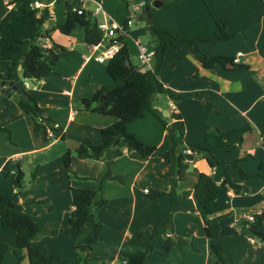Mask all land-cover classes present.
Wrapping results in <instances>:
<instances>
[{
  "label": "crops",
  "instance_id": "1",
  "mask_svg": "<svg viewBox=\"0 0 264 264\" xmlns=\"http://www.w3.org/2000/svg\"><path fill=\"white\" fill-rule=\"evenodd\" d=\"M91 1L102 4L108 18L123 24L130 15V2L137 0H84L83 8L90 12L94 9L85 5ZM160 1L156 5L160 26L178 34L181 39L212 35L217 29L215 19H224L233 36L217 43H202L200 49L208 56L239 54V63L248 67L237 70L215 63L212 69H206L192 56L187 46L168 51L167 55L179 63L162 66L158 73L159 80L165 87L180 93L197 91L202 95L180 101H172L160 94L155 97L153 107L167 118V124L178 128L181 135L164 127L150 112H145L141 118L127 125L130 133L145 143L155 145L157 149L145 158L124 149L122 155L113 159L110 171L114 178L103 181L102 196L113 206L111 211L126 214V219L120 223L115 224L116 220L110 223L109 230L104 223L98 241L91 248L83 246L89 232L88 226H83L77 234L66 235L62 229L68 226L67 211L71 208L72 192L82 188H96L98 183L95 178L104 161L81 159L72 155L67 170L62 157L67 149L73 151L85 138L93 143L100 142V129L114 121L113 117L80 109L77 101L82 97L90 98L101 86L113 83L112 78L107 76L106 69H102L101 63L104 61L99 62L94 58L109 39L94 50L92 45L84 41L81 26L82 30H77L76 26L68 35L53 30L50 38L44 39L45 45L50 46L54 41L67 47L69 54L61 57L54 71L36 84L29 80L23 83L25 90L37 101L49 105L51 109L47 114L58 124L63 137L45 141L41 135L33 133L32 120L19 106L21 93L14 92L10 103L0 107V127L5 128L0 129V132L9 130L8 135L15 144L12 150L2 151L0 142V170L9 158L19 159L22 168L26 161L29 171L38 169L29 189L32 193L23 196L19 192L16 201L43 228V233L33 241V245L44 246L48 253L60 254L62 263L117 264L120 263L122 252L144 250L143 245L128 243L127 238L135 231L150 236L167 218L170 197L151 199L144 188L169 189L174 168L172 164L162 161L161 153L178 147L177 136L190 141L199 140L206 147L216 144L223 137L227 147L217 150L215 155L225 161L239 159L238 165L246 174L257 173L259 162H264V0ZM65 3L78 5L79 0H51L41 10L48 11L47 18L41 19L40 12L34 21L23 23L9 21L8 15L15 7L8 0H0V30H8L21 38H28L31 28L40 22L43 28L63 22L66 18L65 11L62 13L59 9L56 14L54 8L56 4H61L66 10ZM59 14L61 18H58ZM103 18L95 17L96 21ZM129 34L125 37L129 59L138 66L136 41L139 39L131 28ZM132 56L136 62L132 61ZM64 58L71 59L69 68L65 70L64 63L60 62L58 66V62ZM7 65L8 62L1 58L0 47V73L3 75L7 74ZM85 70L87 77L94 83V91L89 93L85 89H77L78 78H75ZM71 72L75 79L68 75ZM1 86L6 88L7 93L8 84H1L0 89ZM241 128L246 130L230 133ZM184 158V174L178 181L180 188H191L201 172L208 174L216 182L222 180L224 169L221 165L210 167L205 158L188 149L184 151ZM248 159L256 164H249ZM228 174L245 191L235 193L232 189L223 187L213 203L205 209L210 217L221 216L217 239L222 245L221 256L227 264H264V243H259L252 235L242 232L243 225L248 221L242 213L258 212L264 207V179L242 177L234 168H229ZM0 176H3L1 171ZM7 182L6 178L0 180V187L8 194L15 192L8 182L9 191ZM37 195H40V201L30 202ZM45 203V210L39 208V204L44 207ZM102 208L96 214L101 223L102 217L107 214ZM205 224L194 195L191 193L187 198H182L181 205L176 206L172 213V230L164 236L188 233L192 236L197 251H192L186 242L183 246L184 256L175 248L166 251L162 246L164 236H160L155 240V249L148 264H211L215 256L210 248V240L204 234ZM111 230L117 234H113ZM14 240L15 232L3 229L0 221V241L9 243V248L13 249ZM12 254L6 261L4 257L3 264H14L13 250ZM22 254V263L26 264V251L22 250Z\"/></svg>",
  "mask_w": 264,
  "mask_h": 264
},
{
  "label": "trees",
  "instance_id": "2",
  "mask_svg": "<svg viewBox=\"0 0 264 264\" xmlns=\"http://www.w3.org/2000/svg\"><path fill=\"white\" fill-rule=\"evenodd\" d=\"M138 1V0H137ZM153 0H143L144 4L139 12V19L146 22L145 29L154 38L153 45L154 58L152 68L140 71L139 67L132 64L129 59L128 48L125 44L126 35L120 34L115 38L119 42L118 52L107 59L105 69L112 78L113 83L109 86H101L95 94L90 97L79 98V107L82 110H90L101 115L114 118V121L100 129L101 141L93 143L85 138L73 151L67 149L63 154V164L69 170L71 156L74 154L81 159H100L104 161L99 175L95 178L98 185L96 188H82L75 190L71 195V208L67 211L68 226L62 229L64 234H77L83 226L89 227V232L85 237L83 246L91 248L101 234L103 225L97 219L94 210L106 207L114 209L107 199L102 196V183L105 179L114 178L111 174L110 166L114 158L123 154V150L136 152L140 157L145 158L156 151V146L145 143L127 130V125L136 119L141 118L145 112L154 115L164 127L173 130L181 135L178 128L167 124V118L161 115L153 107L156 95H166L172 101L201 96L197 91L180 93L174 89L165 87L159 80L158 73L162 66L166 64L177 65L178 60L170 58L167 54L171 49H178L187 46L192 56L199 64L206 69H212L215 63L221 64L225 68L243 70L247 69L246 64L233 63L234 56L214 55L208 56L200 49L202 43H217L230 39L233 34L229 31L228 24L224 19H215L216 31L209 36L195 39H181L178 34L173 33L160 26L155 9L150 5ZM163 2L177 0H162ZM32 0H8L15 9L8 15L11 22L20 21L23 23L32 22L37 16V10L31 6ZM149 5L150 17L147 18L144 6ZM20 7V10L17 8ZM66 18L63 22H56L49 28H43L41 22L34 25L30 30L28 38H21L8 30H0L1 58L8 62L7 74L0 73V85L8 82L17 84L15 90L6 93V88L0 89V107L10 103V98L14 92L23 93L19 99V106L23 113L29 116L33 123V133L41 135L43 140L49 141L47 129H53L58 133L52 124L51 117L47 114L49 105L37 101L29 94L24 86V80L28 79L36 84L40 79L54 71L57 61L69 54L67 47L54 41L50 46L45 45L46 38H50L53 30L62 34H70L76 26H81L84 30V41L89 44L100 42L102 33L99 30L95 17L90 11L82 8L81 13L77 12L80 4L72 5L65 3ZM41 19L47 18L49 13L46 9L41 12ZM21 67L20 69L18 67ZM104 98L101 99V96ZM95 102L96 105L92 106ZM0 129H5L1 128ZM246 128L235 129L244 131ZM10 134L9 130H7ZM10 137V135H9ZM63 137V135H61ZM178 147L173 151L168 150L161 153L164 163H170L174 168V175L168 190L155 188L148 189L147 196L151 199H158L164 196L170 197V206L167 211V218L163 220L154 232L147 236L141 231L133 232L128 238V243H139L144 246V250L134 253L122 252L119 264H148L151 254L154 251V243L157 238L164 236L166 232L172 230V213L176 206L181 205V199L187 198L191 193L198 203V209L202 215L205 226L203 228L205 236L210 240V248L215 259L211 264H227L222 256V245L217 241L219 236V220L221 216H208L205 209L217 198L219 191L223 187H228L235 193L245 191L244 187L234 183L228 169L234 168L245 178L264 179V162H259L258 172L246 174L238 165L239 159L225 161L215 155L219 149L227 147L223 137L216 144L206 147L201 141H190L177 136ZM191 152L205 158L208 165L213 167L221 165L224 169L223 178L216 182L206 173L201 172L195 184L189 189H182L178 185L179 179L184 174V151ZM172 157V158H171ZM1 174L8 180L15 192L8 194L0 187V221L1 227L15 232L13 242V253L15 255L14 264H23L26 251L28 262L26 264H65L61 262V255L58 253H48L44 246H34L33 241L43 233V228L39 226L32 215L23 210L22 204L16 201L18 193L24 186V171L19 159L9 158L1 167ZM37 169L31 172L30 178L34 179ZM119 178L120 177H115ZM39 198H33L30 202H39ZM244 234L252 235L254 238L264 243V207L258 212H254L253 221H246L242 227ZM192 236L188 233L181 235L164 236L162 246L166 251L175 248L177 252L184 256V243L190 245L192 251H197L196 245L192 241ZM11 245L0 241V264ZM125 260V262H122Z\"/></svg>",
  "mask_w": 264,
  "mask_h": 264
},
{
  "label": "built area",
  "instance_id": "3",
  "mask_svg": "<svg viewBox=\"0 0 264 264\" xmlns=\"http://www.w3.org/2000/svg\"><path fill=\"white\" fill-rule=\"evenodd\" d=\"M84 0H79V4L81 7L77 8V12L81 13L82 8H83V2ZM51 3V0H32L31 6L37 10V13H40L43 7L48 6ZM144 2L143 0H138L131 4L132 8V13L127 17L126 21L122 23H118L116 20L112 18H108L105 10L102 7V4L98 3L94 10L91 11V15L95 16L97 14H101L104 18L101 21H98V28L102 33L101 40L100 42L96 44H92V47L94 50L98 48L99 45L102 46V43L109 39L106 45H103V48L101 49L100 53L95 55L94 58L95 60L99 62L106 61L107 59L111 58L114 56L119 48H120V43L115 41V38L120 35H128L130 32V27L133 23V19L136 18V16L139 14L141 7L143 6ZM137 45V58L139 61V70L140 71H146L152 68V62L154 58V51L153 49H148L145 45L141 44L139 41H136ZM239 54L234 56L233 58V63H239ZM66 80H69L68 77L65 78ZM67 92V90H65ZM52 126L55 129H58V133H54L53 129L48 128L47 129V137L50 140H54L57 138H60L62 133L60 130V127L58 124L55 122L52 124ZM144 192H148L147 188H144ZM242 216L248 220V221H253L254 219V212L251 211H244L242 213ZM122 262H125L123 260Z\"/></svg>",
  "mask_w": 264,
  "mask_h": 264
},
{
  "label": "rangeland",
  "instance_id": "4",
  "mask_svg": "<svg viewBox=\"0 0 264 264\" xmlns=\"http://www.w3.org/2000/svg\"><path fill=\"white\" fill-rule=\"evenodd\" d=\"M159 2V0H153L152 2H151V6L155 9V11H156V5H157V2ZM156 2V3H155ZM134 3V1H131L130 2V6H129V8H130V10H129V13L131 14L132 13V8H131V4H133ZM98 4V2L96 3L95 1H91L89 4H87V5H85L87 8H90V9H94L95 8V6ZM76 5V4H75ZM55 12H56V14H57V12H58V10L60 9V10H62V13H64V11H65V8H64V6L63 5H61V4H56L55 5ZM61 14H59L58 15V18H61V16H60ZM102 15L101 14H97L95 17H97V18H100ZM94 17V16H93ZM139 17V14L136 16V18H134L133 19V23H132V25H131V30L133 31V33H135L136 34V37L139 39V42L141 43V44H143V45H145L148 49L150 48H153V45L155 44V40H154V38L149 34V32L145 29V25H146V22H145V20L144 19H139L138 18ZM59 21H61V20H59ZM77 28V30H82L81 29V27L80 26H77L76 27ZM129 35H131V33L129 34ZM107 61V60H106ZM106 61H104L103 63H101V66H102V69L103 70H105V63H106ZM132 61L133 62H136L137 60L135 59V57L134 56H132ZM61 62V63H60ZM70 62H71V59H66V58H64V59H61L59 62H58V66H60L59 65V63L60 64H62V63H64L65 65L63 66V69L65 70V69H67V68H69V65H70ZM139 62V61H138ZM106 72V71H105ZM107 74V73H106ZM71 78H74L73 77V72H71V73H69L68 74ZM107 76H108V74H107ZM75 78H78V81H77V89L78 90H82V89H85L86 90V92H91V91H94L93 90V86H94V83H93V80H91V79H89L88 77H87V74H86V70L85 71H83L81 74H78L77 76H75ZM74 78V79H75ZM157 96V95H156ZM155 96V97H156ZM162 98H163V96H162ZM155 99V98H154ZM78 101V100H77ZM160 101H161V99H160ZM154 102V101H153ZM51 109V108H50ZM50 109H48V111H50ZM47 111V112H48ZM49 113V112H48ZM12 140L10 139V137H9V135H8V132L7 131H2V132H0V142H1V144H2V151H4V150H7V149H9V150H12L13 149V146L15 145V144H13L12 142H11ZM6 147V148H5ZM74 155V154H73ZM221 155H222V153H221ZM248 162H250L249 164H256V162H254L252 159H248ZM248 164V165H249ZM242 165H245L244 163H242ZM253 165V166H254ZM29 166H28V163L25 161V162H23V171H24V186H23V188L21 189V193L23 194V196H25V195H29L30 193H32V191L31 190H29L30 189V186L32 185V182H33V179H31L30 178V174H31V172L32 171H34V170H31V171H29V168H28ZM245 167L248 169V166H246L245 165ZM250 167V166H249ZM249 169H251V168H249ZM37 172H38V169H37ZM37 172H36V175H37ZM71 175L73 176V173H71ZM71 177V176H70ZM5 177H3V176H0V180H3ZM72 178V177H71ZM6 187L8 188L9 187V191H10V185H9V183L7 182V184H6ZM35 198H40V195H37V196H35ZM39 206H41V207H39V208H41L42 210H45L46 209V207H47V204L45 203L43 206L44 207H42V205L41 204H39ZM44 208V209H43ZM97 210H99V208L98 209H95L94 210V213H95V215L97 214ZM102 210L104 211V212H106L107 214L105 215V216H103L102 217V219H103V221H102V225H104V223H105V225H106V229L107 230H109L110 229V223H112V222H114L115 220V224L116 223H120V222H122V221H124L125 219H126V214H123V213H121V214H118V213H116V212H113V211H111V209H107V208H102ZM42 214L43 215H45V212L44 211H42ZM111 216H113V218H115V219H113V218H111ZM41 224H42V221L40 222ZM112 231V233L114 234L116 231H114V230H111ZM108 234H110V232L108 233ZM117 234V232L115 233V235ZM41 235V234H40ZM39 235V236H40ZM67 235V234H66ZM38 236V237H39ZM37 237V238H38ZM37 238H35V239H37ZM34 239V240H35ZM78 239V237L76 238V240ZM255 239V238H254ZM84 240V239H83ZM257 242H259L260 243V241L259 240H257V239H255ZM12 250L13 249H11V248H9V250H8V252H7V254L5 255V261L7 260V257H9V256H13V254H12ZM14 258V257H13ZM117 264H119V263H117Z\"/></svg>",
  "mask_w": 264,
  "mask_h": 264
},
{
  "label": "water",
  "instance_id": "5",
  "mask_svg": "<svg viewBox=\"0 0 264 264\" xmlns=\"http://www.w3.org/2000/svg\"><path fill=\"white\" fill-rule=\"evenodd\" d=\"M157 2V1H156ZM155 2V3H156ZM159 3H161V1L159 0ZM149 5L147 4V5H145L144 6V11L146 12V16H147V18H149L150 17V12H149ZM19 69L21 68L20 66L18 67ZM22 80H28V79H25V78H21ZM8 84V87H7V91L8 92H10L11 90H15L16 88H17V84L16 83H14V82H8L7 83ZM21 95L23 96V93H21ZM104 98V95H102L101 96V99H103ZM96 105V103L95 102H93L92 103V106H95Z\"/></svg>",
  "mask_w": 264,
  "mask_h": 264
}]
</instances>
